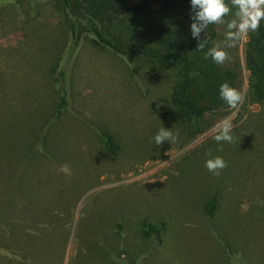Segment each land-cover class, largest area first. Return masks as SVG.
Wrapping results in <instances>:
<instances>
[{
    "label": "rangeland",
    "instance_id": "rangeland-1",
    "mask_svg": "<svg viewBox=\"0 0 264 264\" xmlns=\"http://www.w3.org/2000/svg\"><path fill=\"white\" fill-rule=\"evenodd\" d=\"M51 31L50 25L38 29L19 43L0 29V264H110L109 248L100 240L118 243L114 230L122 223L126 243H136L145 220L166 221L169 228L164 244L144 264H228L198 207L211 196L209 175L230 178L234 171L243 176L235 188L242 194L231 235L251 264H264V211L245 219L253 197L264 198V103L250 102L249 32L224 49L229 59L222 64L238 73L242 102L228 112L207 114V130L192 141L173 116L163 120L151 112L153 103L170 109L174 72L154 74L137 60L134 75L115 56L87 48L73 89L78 116L66 114L43 139L45 154L30 156L41 135L40 115L49 112L44 74L55 62ZM218 32L215 45L224 48L226 28L219 24ZM224 121L232 142L218 144L216 125ZM161 127L173 130L175 143L155 144ZM97 130L119 144L114 158ZM216 156L227 164L219 175L205 167ZM221 225L232 223L222 215L216 223Z\"/></svg>",
    "mask_w": 264,
    "mask_h": 264
},
{
    "label": "trees",
    "instance_id": "trees-1",
    "mask_svg": "<svg viewBox=\"0 0 264 264\" xmlns=\"http://www.w3.org/2000/svg\"><path fill=\"white\" fill-rule=\"evenodd\" d=\"M227 2L231 7L230 0ZM234 12L235 9L225 19H232ZM192 22L191 0H0V29L13 35L15 41L25 42L38 29L49 25L52 28L50 36L55 62L44 74L48 96L45 105L49 112L40 115L41 135L31 148L30 156L36 152L45 154L41 151L43 139L66 114L78 116L73 89L80 57L87 48L115 56L134 75L139 74L137 60L144 61L154 74L174 72L176 81L169 101L170 109H156V103H153L151 112L163 120L173 116L176 119L173 122L189 142L207 130V114L218 115L234 109L220 98L219 88L228 82L240 94L238 73L216 64L211 58L204 59L205 52L216 46L219 24L210 25L197 40L191 35ZM221 26L226 28L225 24ZM248 37L245 55L250 72V102L263 104L264 20L257 31H249ZM204 39V50L197 51L199 42ZM97 134L109 156L114 158L119 152V144L108 132L97 130ZM196 165L201 164L198 161ZM232 173V177L222 179L209 175L206 184L211 189V196L203 207H198V211L206 227L221 242L228 264H251L245 249L232 237L235 233L231 235L238 224L236 218L240 217L234 205L238 207L237 199L242 194L235 188L241 186L243 176V172ZM227 188H232L229 194L225 191ZM254 197L245 215L247 220L256 218L250 219L252 213L264 211L261 209L264 198L258 196L256 202ZM227 199L231 200L229 209H225ZM222 215L233 227L216 226ZM168 224L166 221L145 220L139 241L126 243L124 225L118 223L114 230L118 243L102 239L100 245L109 248L107 260L110 264H144L164 244Z\"/></svg>",
    "mask_w": 264,
    "mask_h": 264
},
{
    "label": "clouds",
    "instance_id": "clouds-1",
    "mask_svg": "<svg viewBox=\"0 0 264 264\" xmlns=\"http://www.w3.org/2000/svg\"><path fill=\"white\" fill-rule=\"evenodd\" d=\"M230 4L231 7L227 0H191V20L193 21L191 35L193 38L199 40L201 34L206 33L210 25H226L224 48L213 46L204 54V59L211 58L216 64H223L229 59L228 52L224 49L235 47L249 31H257L261 20H264V0H230ZM233 9H235L233 18L226 20L225 17L232 14ZM205 43V39L201 40L197 51H203ZM219 94L220 98L232 108L242 102L240 94L228 82L220 85ZM216 128L218 133L214 139L218 144L232 142V136L229 134L230 125L227 121L217 124ZM153 139L156 145H162L165 141L173 144L177 138L173 135V130L161 127ZM217 151H222V148ZM208 155L211 156V150ZM205 167L210 173L219 175L220 170L226 168L227 164L222 157L216 156L206 160Z\"/></svg>",
    "mask_w": 264,
    "mask_h": 264
}]
</instances>
